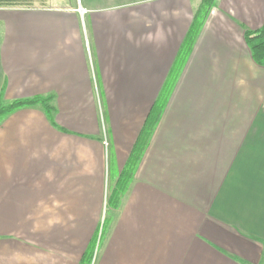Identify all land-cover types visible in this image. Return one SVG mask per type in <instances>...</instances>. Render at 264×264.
I'll return each mask as SVG.
<instances>
[{
	"label": "crops",
	"instance_id": "crops-1",
	"mask_svg": "<svg viewBox=\"0 0 264 264\" xmlns=\"http://www.w3.org/2000/svg\"><path fill=\"white\" fill-rule=\"evenodd\" d=\"M62 3L0 9L3 103L54 107L0 122V264H264V0H214L190 34L201 0Z\"/></svg>",
	"mask_w": 264,
	"mask_h": 264
},
{
	"label": "trees",
	"instance_id": "trees-1",
	"mask_svg": "<svg viewBox=\"0 0 264 264\" xmlns=\"http://www.w3.org/2000/svg\"><path fill=\"white\" fill-rule=\"evenodd\" d=\"M214 0H201L200 6L196 11L193 23L189 29V34L199 30L203 25L210 9L213 7ZM32 5V0H0V8H20L29 7ZM245 43L251 53V58L255 64L264 68V25L261 29L254 33H245ZM165 94L153 104L145 123L137 136L133 145L129 158L120 173V176L111 187L110 194L107 199V206L110 209H117L121 198L127 192L130 183L132 182L134 172L143 155L154 128L158 122V118L165 107L166 96ZM3 94L0 93V122L10 115L11 113L23 109L40 107L48 118L49 122L54 125L53 113L54 107L51 104L52 98H33L26 100H15L9 103H3ZM92 251L88 250L85 253L79 264H90Z\"/></svg>",
	"mask_w": 264,
	"mask_h": 264
},
{
	"label": "rangeland",
	"instance_id": "rangeland-1",
	"mask_svg": "<svg viewBox=\"0 0 264 264\" xmlns=\"http://www.w3.org/2000/svg\"><path fill=\"white\" fill-rule=\"evenodd\" d=\"M65 1V0H32V5L29 6V7H20V8H38V7H43V6H49V5H59V4H63L62 2ZM19 8V7H18ZM0 9H3V8H0ZM111 187L113 186H110V188H108V193H107V197H106V214H105V220L104 222L106 221L107 219V215H108V206H107V199H108V196L110 194V190H111ZM108 222V221H107Z\"/></svg>",
	"mask_w": 264,
	"mask_h": 264
},
{
	"label": "built area",
	"instance_id": "built-area-1",
	"mask_svg": "<svg viewBox=\"0 0 264 264\" xmlns=\"http://www.w3.org/2000/svg\"><path fill=\"white\" fill-rule=\"evenodd\" d=\"M104 144H105V146L107 145V143H106V142H104Z\"/></svg>",
	"mask_w": 264,
	"mask_h": 264
}]
</instances>
